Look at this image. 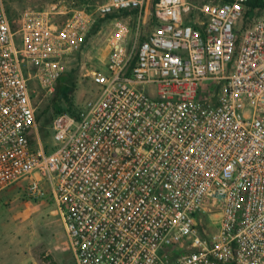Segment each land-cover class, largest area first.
<instances>
[{"label":"built area","instance_id":"built-area-1","mask_svg":"<svg viewBox=\"0 0 264 264\" xmlns=\"http://www.w3.org/2000/svg\"><path fill=\"white\" fill-rule=\"evenodd\" d=\"M248 1L157 0L145 38L116 18L94 96L53 118L46 151L30 82L54 92L93 18L27 10L13 28L0 0V192L48 195L76 264H264V11L241 28Z\"/></svg>","mask_w":264,"mask_h":264},{"label":"rangeland","instance_id":"rangeland-1","mask_svg":"<svg viewBox=\"0 0 264 264\" xmlns=\"http://www.w3.org/2000/svg\"><path fill=\"white\" fill-rule=\"evenodd\" d=\"M6 14L13 28L22 12L45 11L61 23L75 13L89 14L93 18L86 40L80 50L65 58L64 72L72 77L71 90L62 98L30 82L33 90L31 102L35 107L36 132L33 145L52 149L51 120L55 115L54 102L63 111L77 112L84 102L94 96L96 85L93 76L103 70L107 54V38L116 18L128 21L132 30L139 24V36L145 38L153 29L154 0H149L141 10L116 17L100 15L99 7L108 0H3ZM194 5H204L218 0H189ZM140 11V12H139ZM144 11L145 22H142ZM259 13V12H258ZM121 14V13H118ZM199 18H204L199 14ZM63 72V73H64ZM45 150V149H44ZM22 186L11 185L0 192V264H76L68 239L54 204L46 195L41 199H28Z\"/></svg>","mask_w":264,"mask_h":264},{"label":"trees","instance_id":"trees-1","mask_svg":"<svg viewBox=\"0 0 264 264\" xmlns=\"http://www.w3.org/2000/svg\"><path fill=\"white\" fill-rule=\"evenodd\" d=\"M226 1V0H223ZM157 0H154V3H156ZM137 11V9H132V10H124L118 13H111V16L116 17L118 15H125L126 13H133L135 14ZM264 11V0H250L248 2L245 3L244 6V11H243V16L241 18V21L239 22V26L241 28H245L247 26H249L252 23V19L259 14L260 12ZM259 12V13H258ZM71 83H72V77L70 74H65L62 73L59 77V79L56 82L55 85V89H54V95L58 98H62L60 89L64 88L65 90H63V94L67 97L69 92H70V88H71ZM63 99V98H62ZM54 109H55V115L54 117L59 114V113H63V112H67L73 116H77V112H72V111H63V109L59 108V103L56 101L54 102ZM53 117V118H54ZM52 118V120H53ZM51 120V121H52ZM44 149L46 151H48V147H44Z\"/></svg>","mask_w":264,"mask_h":264}]
</instances>
